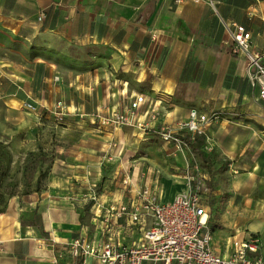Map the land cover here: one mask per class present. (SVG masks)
<instances>
[{
  "label": "crops",
  "instance_id": "crops-1",
  "mask_svg": "<svg viewBox=\"0 0 264 264\" xmlns=\"http://www.w3.org/2000/svg\"><path fill=\"white\" fill-rule=\"evenodd\" d=\"M221 20L243 24L253 47L261 48L264 0H0L1 116L20 120L29 114L39 123L60 100L66 114L90 124L84 138L69 133L66 185L72 175L81 183L97 180L109 153L122 168V182L102 198L99 213L96 205L90 213L84 202L56 198L53 186L10 197L0 215V264H101L74 252L73 240L134 245L151 223L149 216L107 220L108 209L137 201L143 187L162 202L188 190L182 175L187 152H172L173 165L153 150L151 134L135 137L140 132L132 125L101 124V132L89 138L96 112L106 114L131 100L139 101L138 118L149 127L159 119H150L152 111L185 121L190 109L219 111L223 117L204 127V142L240 167L239 174L227 170L228 189L254 196L257 206L246 199L243 210L264 231V101L247 78L245 58L231 52ZM26 101L36 111L26 110ZM137 143L145 149L137 151ZM66 185L61 193H69ZM259 253L264 257L262 247Z\"/></svg>",
  "mask_w": 264,
  "mask_h": 264
},
{
  "label": "rangeland",
  "instance_id": "rangeland-1",
  "mask_svg": "<svg viewBox=\"0 0 264 264\" xmlns=\"http://www.w3.org/2000/svg\"><path fill=\"white\" fill-rule=\"evenodd\" d=\"M192 91L190 89L189 94ZM130 102L123 104L122 107ZM1 107L3 105L0 103ZM64 112H67L66 109H64ZM96 113L94 115L95 120L91 124L94 127L89 133L90 139L95 138V134L101 132L99 129L102 130V128H99L101 123L98 122ZM1 115H3L2 111H0V142L3 144L1 149L4 154L0 150V192L6 194L11 191L14 196H23L33 193L39 194L53 186L57 191L54 194L56 198L67 196L84 202L86 210L91 213L92 206L96 205L95 208H99L103 202L102 198L108 194V191H114L118 188V184H115V182H122V177L120 176L122 168L117 169L118 163L113 161L114 153H109L106 159L104 158L102 159L103 162H100L101 175L97 180L81 183L79 179L75 180L74 175H72V178L68 179L67 185L64 182L62 173H66L65 169L70 168L64 160V156L71 146V134L69 133H72L73 137L84 138L86 137L85 131L90 125L89 123V125L87 123L85 125L84 123L82 124L80 115L70 116L65 114L61 121L53 115L49 118H45L43 115L38 117L39 123H35L33 121L34 116L29 114L20 120L18 118L4 119L5 116ZM149 116L150 119L155 121L158 118L161 120L158 119L152 127H149L147 120L146 125L145 121L143 122L138 118L139 122L143 125L145 123L148 129L145 126L144 128L135 126L140 132L136 133L135 137L141 138L151 134L147 138H149L148 141L151 145L154 146L153 150H159L161 154L164 153L171 159L173 165L175 163L172 152L177 150L187 152L189 160L186 161L183 168L182 175L184 180L187 181L192 173H198L204 178L207 191L202 194V197L209 212L208 226L213 233L212 244L218 249H222L225 241L229 239L227 237L235 234L241 237L247 234L260 233L262 235V238H260L261 247L264 251V231L261 232L256 225L252 224L255 220H251L250 216L245 214L244 206H242L244 202L246 203V199H249V201L251 200V207H256L254 196L250 194L243 195L234 188L228 189L231 183V175L229 172L227 173V170L231 168V173L235 174L237 169V174H239L241 173L240 167L232 166L231 162L219 157V153L214 149L210 150V155L208 154L209 151L207 153V149L205 150L203 147L206 154L205 158H200L190 152L188 146L179 138L188 134V131L179 128V123L185 120H177L178 117L175 114H173V119L169 118L168 114L160 116L157 111H152ZM68 123L72 125V127H69L72 130L66 132L63 127ZM162 134L170 135V139H164ZM199 136L204 138V134ZM205 144L203 139V146ZM135 148L137 151L144 150L145 145L137 143ZM78 150L79 152L82 151L80 148ZM101 151L102 154H106L104 150ZM3 163H5V167H2ZM67 173L71 174L69 171ZM112 174L116 176L113 177ZM91 183L95 184V187H92L94 190L90 189ZM64 184L69 192L67 194L61 193L63 191L61 188L65 186ZM90 191L96 192L95 200L91 199Z\"/></svg>",
  "mask_w": 264,
  "mask_h": 264
},
{
  "label": "built area",
  "instance_id": "built-area-1",
  "mask_svg": "<svg viewBox=\"0 0 264 264\" xmlns=\"http://www.w3.org/2000/svg\"><path fill=\"white\" fill-rule=\"evenodd\" d=\"M210 2V0H208ZM42 13L38 19H41ZM222 24L231 40V52L245 58L247 78L251 85L257 86L259 97L264 101V41L260 49L252 45L251 33L243 24L236 22ZM28 111H36V106L29 101L23 103ZM137 100L106 114L97 116L102 125L118 128L132 125L146 127L139 122ZM62 101L55 102L52 114L62 120L64 112ZM219 111L199 113L190 109L187 120L179 123V128L188 131L191 137L204 134V127L222 118ZM166 140L170 135L162 134ZM204 149L211 150L205 144ZM126 179H124V183ZM188 190L175 195L171 200L162 202L155 193L146 187L136 193L137 201L128 205L121 204L115 209H108L106 219H116L127 215L132 221H139L144 216L151 218L150 225L143 231L137 244H113L110 241L92 243L84 239L72 242L77 253L94 256L101 264H142L149 260L158 264H264V257L259 253L261 241L256 234L227 237L223 251L212 244L213 233L208 226L209 212L202 194L207 188L203 176L192 173L187 180ZM95 187V184H91ZM96 192L90 191L95 200ZM101 207L98 208L99 213Z\"/></svg>",
  "mask_w": 264,
  "mask_h": 264
},
{
  "label": "trees",
  "instance_id": "trees-1",
  "mask_svg": "<svg viewBox=\"0 0 264 264\" xmlns=\"http://www.w3.org/2000/svg\"><path fill=\"white\" fill-rule=\"evenodd\" d=\"M190 149V151L200 158H205L206 154L205 151L203 150V138L201 136H193L191 137L188 134L182 135L179 137ZM3 144L0 142V150L4 154L3 150ZM7 162V161H6ZM5 163H3L2 167L4 166ZM1 182V179H0ZM14 196V194L10 191L6 194L3 192H0V213L4 212L8 203V200L10 197ZM209 222V219H208Z\"/></svg>",
  "mask_w": 264,
  "mask_h": 264
}]
</instances>
